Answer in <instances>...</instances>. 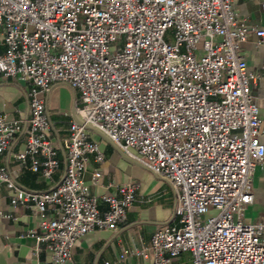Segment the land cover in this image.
<instances>
[{"label":"built area","instance_id":"obj_1","mask_svg":"<svg viewBox=\"0 0 264 264\" xmlns=\"http://www.w3.org/2000/svg\"><path fill=\"white\" fill-rule=\"evenodd\" d=\"M236 2L0 0V78L29 84L25 149L16 158L49 180L62 159L43 93L63 81L79 94V118L61 141L59 183L32 190L0 165L11 203L39 217L32 234L53 262L71 264L81 236L118 229L139 199L136 179L117 184V193L92 194L106 158L93 127L176 191L173 217L149 244L126 246L120 261L264 264V221L245 220L264 164L261 105L252 92L261 75L241 52L252 32L264 45V29L250 26ZM23 127L0 113V155Z\"/></svg>","mask_w":264,"mask_h":264},{"label":"crops","instance_id":"obj_2","mask_svg":"<svg viewBox=\"0 0 264 264\" xmlns=\"http://www.w3.org/2000/svg\"><path fill=\"white\" fill-rule=\"evenodd\" d=\"M236 8L248 24L264 29V0H237ZM258 35L252 32L242 46L248 68L261 75L253 85L252 92L261 105L263 119L261 140L264 143V45H257ZM5 50L3 32L0 28V54ZM29 84L9 77L0 78V113L9 119L23 120V130L17 134L11 145L0 155V165L16 175V180L26 188L44 191L59 183L65 172L64 150L61 141L68 133L72 119H78L76 104L78 91L70 84L58 81L45 93L48 115L52 123V136L60 147L61 168L54 179L45 178L21 164L16 154L25 149L26 129L30 117ZM106 154L98 164L101 175L91 185L92 194L102 198L106 194L117 193L116 185L129 179L140 182L138 201L128 208L126 219L116 230L95 229L76 242L71 264H151L146 258L130 256L120 261L126 246L142 247L150 243L157 227L169 221L175 212L177 196L171 183L155 174L144 164L130 158L123 150L104 136L94 133ZM95 167L96 164L92 163ZM254 200L245 211L247 222L264 221V164L258 166L253 180ZM107 203L101 208L106 210ZM39 217L30 208L11 203V190L0 183V264H56L50 258L43 242H38L32 233L40 231ZM41 247L37 251V247Z\"/></svg>","mask_w":264,"mask_h":264},{"label":"water","instance_id":"obj_3","mask_svg":"<svg viewBox=\"0 0 264 264\" xmlns=\"http://www.w3.org/2000/svg\"><path fill=\"white\" fill-rule=\"evenodd\" d=\"M90 129L94 132V133H98L102 136H104L105 138H107L108 140H110L106 135H104L102 132H100L99 130L93 128V127H90ZM111 141V140H110ZM112 142V141H111Z\"/></svg>","mask_w":264,"mask_h":264},{"label":"rangeland","instance_id":"obj_4","mask_svg":"<svg viewBox=\"0 0 264 264\" xmlns=\"http://www.w3.org/2000/svg\"><path fill=\"white\" fill-rule=\"evenodd\" d=\"M167 38H170L171 40H173V32H172V30H170V31L167 33Z\"/></svg>","mask_w":264,"mask_h":264}]
</instances>
